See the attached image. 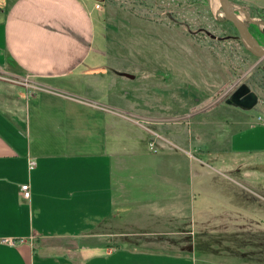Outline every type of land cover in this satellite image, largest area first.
<instances>
[{"label": "crops", "instance_id": "obj_1", "mask_svg": "<svg viewBox=\"0 0 264 264\" xmlns=\"http://www.w3.org/2000/svg\"><path fill=\"white\" fill-rule=\"evenodd\" d=\"M94 17L101 10L88 0L0 7V71L38 88L22 98L33 105L24 117L20 103L0 101V264H213L202 236L243 222L233 184L178 135L151 151L131 146L129 159L104 141L115 128L75 82L96 68ZM230 137L232 151L264 152V126ZM25 183L28 199L19 195Z\"/></svg>", "mask_w": 264, "mask_h": 264}, {"label": "rangeland", "instance_id": "obj_2", "mask_svg": "<svg viewBox=\"0 0 264 264\" xmlns=\"http://www.w3.org/2000/svg\"><path fill=\"white\" fill-rule=\"evenodd\" d=\"M9 1L0 0V7ZM88 1L101 10L99 20L94 17L99 54L91 57L94 72L75 82L78 94L103 107L95 112L115 128L104 129V141L114 140L129 159L131 146L151 151L180 136L174 141L211 162L215 170L207 171L230 179L232 211L243 215L233 230L203 235L210 242L201 243L202 253L213 264H264V152L229 149L234 132L264 126V60L223 21L218 0ZM229 1L264 48V0ZM35 81L0 71V101L20 103L24 117L33 105L24 107L22 98L38 91ZM243 83L258 98L249 111L224 103Z\"/></svg>", "mask_w": 264, "mask_h": 264}, {"label": "water", "instance_id": "obj_3", "mask_svg": "<svg viewBox=\"0 0 264 264\" xmlns=\"http://www.w3.org/2000/svg\"><path fill=\"white\" fill-rule=\"evenodd\" d=\"M220 9L223 15V21L232 24L240 40L257 58L264 60V48H262L256 39L249 32L246 25L237 18L234 8L229 0H218ZM264 71V66H263ZM258 102L256 94L250 90L248 85H239L234 92H232L225 100L224 103L228 106L239 108L243 111H249L255 107Z\"/></svg>", "mask_w": 264, "mask_h": 264}, {"label": "built area", "instance_id": "obj_4", "mask_svg": "<svg viewBox=\"0 0 264 264\" xmlns=\"http://www.w3.org/2000/svg\"><path fill=\"white\" fill-rule=\"evenodd\" d=\"M94 7H95V9H99L98 5H95ZM34 164H35V162H34L33 159L29 158L27 160L28 169H32L34 167ZM19 195L23 199H28L30 197V190H29L28 183H25V184H22V185L19 186Z\"/></svg>", "mask_w": 264, "mask_h": 264}, {"label": "bare ground", "instance_id": "obj_5", "mask_svg": "<svg viewBox=\"0 0 264 264\" xmlns=\"http://www.w3.org/2000/svg\"><path fill=\"white\" fill-rule=\"evenodd\" d=\"M214 1H215V3H216V0H214ZM237 18H238L239 20H241V19H240V16H237Z\"/></svg>", "mask_w": 264, "mask_h": 264}, {"label": "flooded vegetation", "instance_id": "obj_6", "mask_svg": "<svg viewBox=\"0 0 264 264\" xmlns=\"http://www.w3.org/2000/svg\"><path fill=\"white\" fill-rule=\"evenodd\" d=\"M249 32H250V30H249ZM250 33L252 34V32H250ZM252 35H253V34H252ZM253 36H254V35H253ZM260 46H261V45H260ZM263 72H264V71H263ZM234 91H235V90H234ZM234 91H233V92H234Z\"/></svg>", "mask_w": 264, "mask_h": 264}]
</instances>
